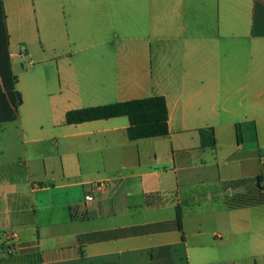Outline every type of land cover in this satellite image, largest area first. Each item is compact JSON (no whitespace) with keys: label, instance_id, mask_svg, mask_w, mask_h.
Instances as JSON below:
<instances>
[{"label":"crops","instance_id":"0c3cea01","mask_svg":"<svg viewBox=\"0 0 264 264\" xmlns=\"http://www.w3.org/2000/svg\"><path fill=\"white\" fill-rule=\"evenodd\" d=\"M2 2L10 40L15 30L23 29L25 0ZM67 2L76 5L78 27L102 21L131 43L126 51L113 48L115 58L109 59L118 69L99 85L80 87L75 68L67 72L58 96L48 90L44 78L29 82L26 96L22 94L28 106H19L18 125L9 133L1 130L0 264H190L189 249L182 262V243L188 232H201L186 222L181 203L198 202L196 189L209 184L221 198L216 204L220 234L213 236L227 241L249 230V221L260 224L257 215L264 202L236 201L252 194L245 180L256 183L258 175L264 177V0ZM105 42L81 45L79 50ZM43 92L63 116L82 106L162 95L169 132L130 140L128 120L122 116L67 124L73 130L62 128L55 148L47 153L42 148L49 138L41 135L48 123V108L40 102ZM111 95L115 100L82 104ZM202 128L212 129V146L200 144ZM160 137L170 138L167 170L156 169L157 162L150 161H156L159 146L163 148ZM29 146L44 154L41 166ZM54 155L60 159L58 168L46 161ZM103 179L108 180L106 189L84 204L90 183ZM59 189L64 197L54 199L49 192ZM47 193L48 202L43 199ZM175 203L181 209L183 238ZM73 205L81 213L72 210ZM6 232L13 234L11 252L6 251ZM211 259L220 261L216 254ZM241 259L264 264V256L261 262ZM201 263L206 262L194 258L193 264Z\"/></svg>","mask_w":264,"mask_h":264},{"label":"rangeland","instance_id":"374dc122","mask_svg":"<svg viewBox=\"0 0 264 264\" xmlns=\"http://www.w3.org/2000/svg\"><path fill=\"white\" fill-rule=\"evenodd\" d=\"M23 4L25 5L23 29L21 31L15 30L9 40V52H12V59L10 57L12 62L11 69L13 74L17 76V89L21 93L20 106H28L27 102L24 104L22 94L26 96L29 82L37 78L47 80L48 90L57 96L65 89L63 86L65 76L73 68L78 72V82H80V87L82 88H86L88 85H99L106 78L109 81L110 74L118 69L114 64L115 62L110 59L115 58V51L123 49L126 51L128 49L131 41H129L127 35H115L113 30L105 27L107 23L104 24L102 21L94 26L89 24L82 26V28L78 27L76 5L68 3L67 0H25ZM88 19L92 20L93 18L90 17ZM16 22L17 19L13 18L15 26ZM101 41L106 42L94 48L89 47L82 52L79 50L81 45L97 44ZM20 47L24 48L25 53L21 52ZM113 48L116 50L114 51ZM60 81H62V87ZM115 98V96L111 95L93 101L86 99L82 104L87 106L91 102H110L115 100ZM51 101L52 98L50 96L45 95L44 92L41 93V106L48 108V118H45L48 123L43 125L41 130V135L49 138L42 148L47 153L49 148H55L53 142L57 140L56 136L61 135L62 128L67 132L73 130L64 123L62 112L52 109ZM43 112L45 111L43 110ZM122 118L126 119L125 116H122ZM15 125H18V120L0 122V139L3 128L7 129L6 131L9 133L10 128ZM178 138L173 136L172 139L177 141ZM159 139H163L161 140L163 148L160 149L159 146L156 161L154 159L150 161L151 163L157 162L156 169L167 170L171 168V164L168 162L169 157L167 156L170 138L160 137ZM28 148L32 155L36 157L37 166H41L44 154H38L36 149L31 146ZM78 155L79 157L83 156L81 152H78ZM37 156L40 158H37ZM70 159L74 164L77 161L76 153L73 152L70 155ZM46 161L54 164L55 168L60 165L59 156L56 155ZM167 175L170 177L171 174ZM43 184L48 183L44 182ZM244 184L253 188L252 193H258V187L253 180H245ZM199 189L201 188L198 187L196 189L198 195L201 196L198 202L184 201L181 203L186 222L193 228V231L199 230L201 232V234L196 236H190L188 232L187 242L185 244L182 243V262L186 263L187 261V249H189L190 253V264L194 263V258L206 262L205 264H245L246 262L241 259L245 258V256H248L249 260L261 262L264 256V210L257 215L260 217V224L249 221V230L237 233L227 241L224 240L225 236H223L224 241H220L219 237H215L212 234H220L217 229L218 214L216 208H218V205L216 204H221V198L213 195L215 192L213 185L209 184L205 190ZM51 193L54 199L60 195L64 197L63 189L49 192V194ZM208 194L210 196L213 195L211 199L207 198ZM43 199L48 202V193L44 194ZM249 217L251 220L256 218L253 215ZM198 221L199 225H197ZM213 240L216 241V244L211 246L210 244ZM194 241L202 245L197 246ZM41 242V245L44 246L45 242ZM211 254L219 256L220 261L212 263Z\"/></svg>","mask_w":264,"mask_h":264},{"label":"trees","instance_id":"16d2710c","mask_svg":"<svg viewBox=\"0 0 264 264\" xmlns=\"http://www.w3.org/2000/svg\"><path fill=\"white\" fill-rule=\"evenodd\" d=\"M17 76L11 69L9 52V34L6 28V15L3 2L0 0V122L15 121L19 117L21 94L16 88ZM125 116L128 120L126 136L130 140L165 136L168 134V111L162 95H150L141 98L117 101L113 103L69 109L64 114L65 124H76L86 121ZM200 144H214L211 128L199 129ZM258 193L245 195L237 199L238 204L264 202V177L255 179ZM175 215L178 230L183 238L181 209L175 203Z\"/></svg>","mask_w":264,"mask_h":264},{"label":"built area","instance_id":"2783aa9c","mask_svg":"<svg viewBox=\"0 0 264 264\" xmlns=\"http://www.w3.org/2000/svg\"><path fill=\"white\" fill-rule=\"evenodd\" d=\"M20 50H21V52H24L23 47H20ZM107 186H108V180H106V179L96 180V181L91 182L89 191L87 192V194L85 195V198H84V202H85L84 204H87L90 201H92L94 196L97 193L104 191ZM72 210L81 213V211L77 205H73ZM12 237H13L12 232H6L4 234V241H8V244L6 247L7 252H11L13 250V245L9 242L12 239Z\"/></svg>","mask_w":264,"mask_h":264}]
</instances>
